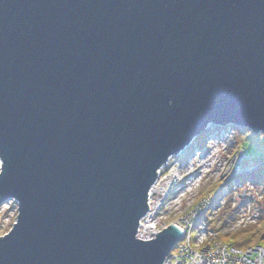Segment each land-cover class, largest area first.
Segmentation results:
<instances>
[{"label":"water","instance_id":"water-1","mask_svg":"<svg viewBox=\"0 0 264 264\" xmlns=\"http://www.w3.org/2000/svg\"><path fill=\"white\" fill-rule=\"evenodd\" d=\"M228 125L264 132V0H0V264H163L158 171Z\"/></svg>","mask_w":264,"mask_h":264},{"label":"built area","instance_id":"built-area-1","mask_svg":"<svg viewBox=\"0 0 264 264\" xmlns=\"http://www.w3.org/2000/svg\"><path fill=\"white\" fill-rule=\"evenodd\" d=\"M212 130L215 129H210L208 131L204 141L205 144H203V148L198 151L199 158L203 159L207 155L210 156V152H212V149L215 147L214 143H216L217 148L223 143L221 141L223 137H217L220 131L213 132L214 134H212L210 133ZM224 148L225 146L223 149ZM191 150L192 143L178 155L172 156L158 171V178L148 194L149 210L140 220L138 227V234L139 236L145 237L144 240L156 237L159 232L169 226V224L162 222V219L167 204H171L169 201L170 198L175 193L180 191L183 192V188H180V185L194 178L193 172H191V178H187L183 173L185 166L182 163V159L185 157H187L188 160L193 158L189 152ZM173 158H177L179 161L176 166L170 167L169 164ZM262 163L253 162L243 149L236 154V161L234 165H232L233 167L227 170L229 177L225 179L224 184L218 192L202 200V202L186 213L178 216L172 223L183 233V238L170 252L163 264H264V248L262 246H251L245 249L234 247L229 243L216 240L213 236L215 232L208 231L207 228L201 224L206 212L212 207H215L214 205L219 201L221 195L229 191V183L239 177L258 170ZM186 170H189V168H186ZM198 177L199 176H197V178ZM200 177L199 180H201ZM187 183L191 188L193 187L191 181ZM240 192H245V197L249 199V204L247 206L244 205L241 209L242 212L239 220L244 221L245 218H251L250 220L253 219V221H257L259 216H252L250 211L251 205L261 198V191L257 189L254 183L248 182L245 187L241 188ZM238 196L239 193H237L235 198L238 199ZM220 205L221 203L216 207ZM246 214H250V217L246 216Z\"/></svg>","mask_w":264,"mask_h":264},{"label":"rangeland","instance_id":"rangeland-1","mask_svg":"<svg viewBox=\"0 0 264 264\" xmlns=\"http://www.w3.org/2000/svg\"><path fill=\"white\" fill-rule=\"evenodd\" d=\"M238 129L240 132H238ZM216 131H220L217 137H223L221 141L223 142L219 148H217L216 143H214L213 151L210 152V156H205L203 159L199 158L198 151H200L204 146L203 144L207 133L202 134L201 136L194 139L192 142V150L189 151L193 156L190 160L187 157L182 159V163L185 166L183 173L190 177L191 172L194 173V178L190 179L193 187L187 183L188 180L180 185V188H183V192L173 194L170 198L171 204H167V207L164 210L162 222L166 224H172L174 220L181 214L186 213L196 205H198L202 200L207 199L209 196H213L221 186L224 184L225 179L229 177L227 170L230 167H233L236 161V154L241 150H245L250 159L255 162H264V142L260 138V135H253L249 131H243L240 127L236 125H228L225 127L217 128L212 130V134ZM214 132V133H213ZM210 142V141H209ZM214 142V141H213ZM225 148L223 149V147ZM218 151V152H217ZM195 154V155H194ZM194 160V161H193ZM179 159L173 158L169 164L170 167L176 166ZM189 168V170H186ZM201 180H199V177ZM191 178V177H190ZM250 183V178L246 176L239 177L229 183L228 192L219 197V201L206 212V215L201 222L208 231L215 232L214 238L218 241L220 234H229L236 232L239 228L256 225L258 221L250 220L251 218H245L244 221H240V214L242 212L243 206L249 204V199L246 197L243 199L235 198L237 193L239 195L243 194L240 190L245 187L247 183ZM237 189V190H236ZM240 189V190H239ZM260 193H262L261 198L256 200L254 204L251 205L250 214L259 216V207L258 204L263 198V189L257 187ZM231 201V209L235 214L236 220L234 222L223 225L220 221L217 222L221 211L223 210L225 204L228 201ZM221 203L219 207L218 204ZM177 205V206H176ZM217 208V209H215ZM18 214V206L15 200H8L6 203L0 205V237L7 234L14 223L16 222ZM250 214L246 216L250 217ZM210 221H215V225H209ZM220 229V230H219ZM219 231V232H218Z\"/></svg>","mask_w":264,"mask_h":264},{"label":"trees","instance_id":"trees-1","mask_svg":"<svg viewBox=\"0 0 264 264\" xmlns=\"http://www.w3.org/2000/svg\"><path fill=\"white\" fill-rule=\"evenodd\" d=\"M236 130L240 132L238 129ZM243 131H246V129H243ZM244 176L250 178L252 183H254L257 187H261L263 189V198L258 204V224L239 228L234 233L220 234L219 240L225 243H229L230 245L240 249H245L251 246H262L264 248V163L260 165L258 170ZM231 206V201L229 200L225 204L223 210L221 211V214L216 220L217 222L220 221L221 223H223V225H225L236 220L237 216L235 217ZM215 223V221H210L209 225L214 226Z\"/></svg>","mask_w":264,"mask_h":264},{"label":"clouds","instance_id":"clouds-1","mask_svg":"<svg viewBox=\"0 0 264 264\" xmlns=\"http://www.w3.org/2000/svg\"><path fill=\"white\" fill-rule=\"evenodd\" d=\"M169 103H171V101H169ZM260 138L261 139H264V132H262V133H260ZM3 160L2 159H0V174H2V172H3ZM18 205V204H17ZM19 206V205H18Z\"/></svg>","mask_w":264,"mask_h":264},{"label":"bare ground","instance_id":"bare-ground-1","mask_svg":"<svg viewBox=\"0 0 264 264\" xmlns=\"http://www.w3.org/2000/svg\"><path fill=\"white\" fill-rule=\"evenodd\" d=\"M142 232V231H141ZM141 238L145 239V237L140 236Z\"/></svg>","mask_w":264,"mask_h":264}]
</instances>
